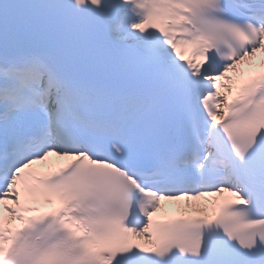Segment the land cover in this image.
<instances>
[{"label": "snow or ice", "instance_id": "6c2138e0", "mask_svg": "<svg viewBox=\"0 0 264 264\" xmlns=\"http://www.w3.org/2000/svg\"><path fill=\"white\" fill-rule=\"evenodd\" d=\"M257 53L264 0H0V264H264V76L221 93Z\"/></svg>", "mask_w": 264, "mask_h": 264}, {"label": "bare ground", "instance_id": "6f19581e", "mask_svg": "<svg viewBox=\"0 0 264 264\" xmlns=\"http://www.w3.org/2000/svg\"><path fill=\"white\" fill-rule=\"evenodd\" d=\"M262 56H263V53L260 54V58ZM252 60H253L254 63L257 62L256 59L254 60L252 58ZM236 73H237L236 70H234L233 72H230L229 73V79L233 78ZM229 79L221 81V83H222V85H221V93H222V95H224L226 93V91L228 90V85H229L228 81H229ZM56 160L60 161L61 159L56 157ZM47 164L50 167L55 166V164L49 163L48 160H47ZM211 199H212V196L204 197L201 200L163 201L162 204L167 205V206L173 205L176 208H178L180 211H194L196 213L199 212L201 214L203 212L207 213V214H211V212H210V204H209ZM7 206H13L14 207V205H7ZM4 214L7 216V218H10L9 214L6 211H5Z\"/></svg>", "mask_w": 264, "mask_h": 264}]
</instances>
